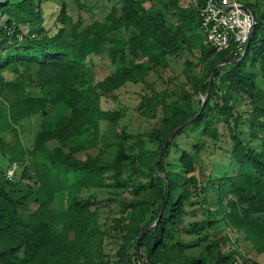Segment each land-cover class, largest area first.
<instances>
[{"label": "trees", "instance_id": "obj_1", "mask_svg": "<svg viewBox=\"0 0 264 264\" xmlns=\"http://www.w3.org/2000/svg\"><path fill=\"white\" fill-rule=\"evenodd\" d=\"M206 1L184 7L180 0H116L104 18L81 29L84 21L73 22L65 0H0V99L8 113L21 120L62 104L70 109L43 121L30 148L0 134L9 168L17 165L12 178L0 165V264H250L211 239L222 222L264 251V0H245L257 21L250 44L221 51L201 28ZM185 49L198 56L192 86L207 94L206 103L195 107L192 96L182 102L186 88L170 103L168 86L148 84L153 94L141 106L163 105L164 116L138 136L137 153H127L123 142L111 162L102 154L80 158L102 121L122 117L105 110L103 98L127 82H146ZM103 53L116 68L95 80L88 58ZM188 133L191 150L176 140ZM172 153L180 155V170L168 169ZM124 162L146 180L134 182L133 198L122 203L111 227L120 247L105 260L112 230L100 222L97 201L77 194L107 184L103 178ZM203 241L209 253L217 250L214 259L189 252Z\"/></svg>", "mask_w": 264, "mask_h": 264}, {"label": "rangeland", "instance_id": "obj_2", "mask_svg": "<svg viewBox=\"0 0 264 264\" xmlns=\"http://www.w3.org/2000/svg\"><path fill=\"white\" fill-rule=\"evenodd\" d=\"M60 1V0H59ZM67 10L72 17L73 22L77 23L79 19L84 22L81 24V29L90 25L94 19L104 18L116 0H65ZM247 1V0H246ZM256 2L258 0H248ZM199 0H180V5L184 7H196ZM160 4L154 8L160 9ZM127 35V31H125ZM207 41V39H205ZM88 63L92 66L95 80H101L110 75L115 70V65L105 54H93L88 58ZM199 59L196 54H193L188 49L178 57H169L168 64L156 67L147 77L146 82H127L116 91L108 93L102 100V106L105 110L120 111L122 117L116 123H110L105 120L100 125V131L93 144L87 149L78 153L82 159L88 158L89 155L102 156L109 162L117 158L121 144L124 142L127 153H137L134 143L140 134H147L158 127L159 122L164 116L163 105L157 106L155 110L142 108V103L145 97H151L153 94L148 84L154 86L157 91H163L169 87L171 96H168V101L174 102L178 98L177 94L181 88H186L187 92L181 95L182 102L184 97L192 96L195 107L199 101L204 105L207 101L205 92L197 93L192 85V79L199 75ZM170 81V82H169ZM189 93V94H188ZM7 103L0 99V134L10 142L16 141V137L26 148H30L36 138L37 132L41 129L43 121L55 122L65 115L70 113V109L65 105H59L52 111L47 112L46 116L35 115L25 117L21 120H16L7 111ZM239 109H245L238 103ZM188 135H191L188 133ZM147 146L155 149L158 146L157 142H152L146 136ZM177 142L183 149L191 150L194 138L181 134L176 137ZM179 154H168L166 158L169 161L168 169L171 171L180 170ZM7 157L0 150V165L6 171L10 163L6 161ZM135 165L123 163L118 172L107 174L103 181L107 184L91 185L83 188L78 192L80 199L91 198L97 201L100 212V222L112 227L116 219L122 217V203L133 198L132 186L134 182H144L146 176L142 172L135 170ZM145 192L141 197H147ZM197 220L201 218H196ZM112 235L108 236L105 252L107 254L105 260H113L114 254L120 247L121 235L116 234L114 228H111ZM211 239H219L225 246V251L237 250L243 259H249L250 264L258 262L264 264V251H260L257 243L246 238L242 233L237 232L226 226L224 222L210 230ZM118 233V232H117ZM229 237V239H227ZM209 241H203L199 245H195L190 249L193 255H199L204 252L208 259H214L217 255V250L214 253H209L207 247ZM243 260L241 257H239ZM100 260H92L91 264H99Z\"/></svg>", "mask_w": 264, "mask_h": 264}, {"label": "built area", "instance_id": "obj_3", "mask_svg": "<svg viewBox=\"0 0 264 264\" xmlns=\"http://www.w3.org/2000/svg\"><path fill=\"white\" fill-rule=\"evenodd\" d=\"M199 16L207 41L219 51L233 43L243 50L250 44L257 22L253 9L245 0H207ZM16 167L8 169L9 178L14 176Z\"/></svg>", "mask_w": 264, "mask_h": 264}]
</instances>
